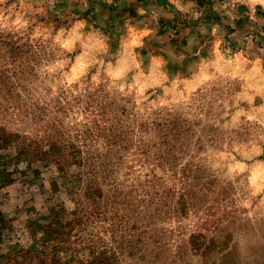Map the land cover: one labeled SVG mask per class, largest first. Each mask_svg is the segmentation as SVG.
Returning a JSON list of instances; mask_svg holds the SVG:
<instances>
[{
  "label": "rangeland",
  "instance_id": "374dc122",
  "mask_svg": "<svg viewBox=\"0 0 264 264\" xmlns=\"http://www.w3.org/2000/svg\"><path fill=\"white\" fill-rule=\"evenodd\" d=\"M0 264H264V0H0Z\"/></svg>",
  "mask_w": 264,
  "mask_h": 264
},
{
  "label": "trees",
  "instance_id": "16d2710c",
  "mask_svg": "<svg viewBox=\"0 0 264 264\" xmlns=\"http://www.w3.org/2000/svg\"><path fill=\"white\" fill-rule=\"evenodd\" d=\"M55 162L57 163L58 166H62V163L59 160H57Z\"/></svg>",
  "mask_w": 264,
  "mask_h": 264
}]
</instances>
